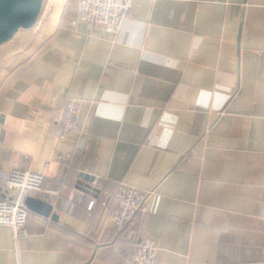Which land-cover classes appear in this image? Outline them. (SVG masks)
<instances>
[{
  "label": "crops",
  "instance_id": "crops-1",
  "mask_svg": "<svg viewBox=\"0 0 264 264\" xmlns=\"http://www.w3.org/2000/svg\"><path fill=\"white\" fill-rule=\"evenodd\" d=\"M65 1L29 56L0 58V170L60 192L43 199L57 222L28 212L20 264H130L143 238L157 264H264V0H133L114 35L73 25ZM73 101L83 131L60 140ZM79 174L100 192L63 213ZM119 185L147 197L136 233L101 199Z\"/></svg>",
  "mask_w": 264,
  "mask_h": 264
},
{
  "label": "built area",
  "instance_id": "built-area-1",
  "mask_svg": "<svg viewBox=\"0 0 264 264\" xmlns=\"http://www.w3.org/2000/svg\"><path fill=\"white\" fill-rule=\"evenodd\" d=\"M133 0H78L76 18L73 25L86 23L108 34H117L125 20L132 17ZM80 105L70 102L57 117L61 127L59 139L64 140L70 132L83 131L79 122ZM0 226L8 227L14 242L15 264H20V251L17 243L28 236L26 230L28 210L25 204L31 192L39 194L41 200L48 196H59L58 190L45 188L41 175L29 170L13 169L9 172L0 170ZM65 198L61 211L71 214L76 205L81 204L86 194L75 188L65 189ZM147 197L140 191L126 185H119L113 194L111 218L117 231L138 227L146 217ZM94 202H88L87 209L93 208ZM158 248L148 238L138 245L130 264H157Z\"/></svg>",
  "mask_w": 264,
  "mask_h": 264
},
{
  "label": "water",
  "instance_id": "water-1",
  "mask_svg": "<svg viewBox=\"0 0 264 264\" xmlns=\"http://www.w3.org/2000/svg\"><path fill=\"white\" fill-rule=\"evenodd\" d=\"M44 0H0V45L9 41L18 30H28L35 26L41 13ZM94 177L79 174L75 189L95 197L99 194L94 183ZM1 192V187H0ZM25 204L28 212H33L53 222L58 221V216L52 213L51 205L38 198L27 196Z\"/></svg>",
  "mask_w": 264,
  "mask_h": 264
},
{
  "label": "rangeland",
  "instance_id": "rangeland-1",
  "mask_svg": "<svg viewBox=\"0 0 264 264\" xmlns=\"http://www.w3.org/2000/svg\"><path fill=\"white\" fill-rule=\"evenodd\" d=\"M70 1H75V0H67L65 2H70ZM63 2L64 0H44L41 13L37 19L35 26L28 30H23V29L18 30L17 33H15L14 36L9 41L1 44L0 58H26V56H29V54H31L32 51H29L28 49L30 46L33 47L36 45L35 43L32 45L34 41L40 42L39 35L40 34L42 35V33H44L43 36H46L52 31L54 27V22L58 18ZM28 40H29L28 44L29 43L30 44L29 45L27 44L28 47L26 48V50H22L23 48L26 47V45L24 46L25 41ZM12 42H17V45L18 43L22 42L20 44L21 50L19 51L16 50L13 53H11V51H8V47L10 44H12Z\"/></svg>",
  "mask_w": 264,
  "mask_h": 264
},
{
  "label": "trees",
  "instance_id": "trees-1",
  "mask_svg": "<svg viewBox=\"0 0 264 264\" xmlns=\"http://www.w3.org/2000/svg\"><path fill=\"white\" fill-rule=\"evenodd\" d=\"M116 190V189H115ZM115 190L112 192V194H110V196L109 197H107V198H103V197H101V199H104L106 202H105V204H108L109 202L112 204V209H113V207H114V203H113V194H114V192H115ZM86 201V198H85V200L81 203V204H83L84 202ZM108 202V203H107ZM88 205V204H87ZM76 207V206H75ZM73 212V211H72ZM140 228V226H138V227H136V228H126V229H128V231H131V232H135L136 233V231H138V229ZM125 229V230H126ZM66 231V230H65ZM144 240V238L142 239V240H140L139 242H137V244H136V248L135 249H137V247H138V245L142 242Z\"/></svg>",
  "mask_w": 264,
  "mask_h": 264
}]
</instances>
